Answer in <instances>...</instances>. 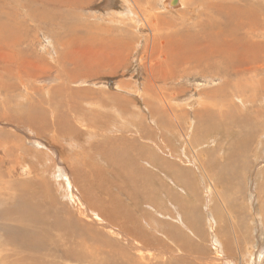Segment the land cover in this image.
Returning <instances> with one entry per match:
<instances>
[{"label":"rangeland","instance_id":"374dc122","mask_svg":"<svg viewBox=\"0 0 264 264\" xmlns=\"http://www.w3.org/2000/svg\"><path fill=\"white\" fill-rule=\"evenodd\" d=\"M167 1L0 0V264H264V135L224 168L217 128L264 74V0Z\"/></svg>","mask_w":264,"mask_h":264},{"label":"bare ground","instance_id":"6f19581e","mask_svg":"<svg viewBox=\"0 0 264 264\" xmlns=\"http://www.w3.org/2000/svg\"><path fill=\"white\" fill-rule=\"evenodd\" d=\"M74 1L75 0H73V3H74ZM84 1V0H83ZM125 1H127V3H130L131 4V0H125ZM79 2V1H78ZM133 2V1H132ZM180 2V0H168L167 1V3L168 4H170V5H177L178 3ZM134 3V2H133ZM182 3V2H181ZM182 6V5H181ZM128 14H130V9H129V11H128V9L127 10H125ZM136 20V19H135ZM139 21H140V19H139ZM242 22H245V20H242ZM128 27V26H127ZM154 27V26H153ZM134 28V27H133ZM180 35H182V34H178L177 36L179 37ZM189 37V35H186L185 37H184V35H182L180 38H182V39H184L185 38V44L184 45H181V47L179 48V50H181V51H183L182 50V48H184L185 47V49H186V45H188L189 43L191 44L192 42H193V40H194V38H192V36H190V38L191 39H189V43H188V38ZM208 38H209V40L210 41H208L207 43L208 44H210L211 45V43L212 44H215V42H214V40L212 39V35H208L207 36ZM216 41V40H215ZM227 42V41H226ZM216 43H217V41H216ZM228 45V44H227ZM219 47H220V45H219ZM255 48H257V46H254ZM222 48V47H221ZM227 48V47H226ZM173 49V48H172ZM260 49H262V47H259V54H261V50ZM188 50V49H187ZM219 52H220V54L222 55V56H224L223 58H221L222 60L220 61V62H218L217 64H219V65H217L216 64V67H219L220 68V71L219 72H221L222 74H224V75H228L229 74V70H230V68H231V62H228L229 61V56H228V54H226V53H223V51H222V49H219ZM227 52V51H226ZM244 53V52H243ZM186 55V58H191V59H189V60H194V59H196L195 61H194V63H200V64H202L201 63V60H203V59H200V57H198V59L199 60H197V58L195 57V54H192V53H187V54H185ZM184 55V56H185ZM231 55V54H230ZM176 56H178V54L176 55ZM183 56V53H181V57ZM240 56V55H239ZM239 56H238V58H239ZM180 57V58H181ZM244 57H246V52H245V54H244ZM179 58V60L180 61H182L183 59H180ZM183 58V57H182ZM234 58H235V55L233 54V58H232V60H234ZM248 59V58H247ZM247 59H245L244 58V61H247ZM189 60L188 59H186V63H189ZM207 60H210L209 58H207ZM188 61V62H187ZM179 62V61H178ZM233 62V64H234V61H232ZM176 64V63H175ZM174 64V65H175ZM176 66V65H175ZM241 66V65H240ZM205 67V66H204ZM252 66L251 65H247L243 70L245 71V70H248L249 68H251ZM239 68V67H238ZM253 71H255V72H257V71H259V70H250V71H247V73L246 72H243L242 73V75L241 76H239L238 78H237V80H236V82H235V89H236V98L238 99V101L240 102V104H241V106H242V109L243 110H239V111H241V112H243V114H241V112H239L240 114H241V116L243 117V118H241V116L237 119L234 115H233V113H227V114H225V117H224V119H223V122H222V124H217V128L219 127L220 129H221V131L220 130H218L217 129V132L218 131H220V134L222 135H225V136H230V138L233 140L232 142H231V144H232V146L229 148V154L223 159V162H222V165H223V167L224 168H226L227 166H228V164H227V166H226V164L225 163H229L230 161H232L233 159H235V160H238V159H236L237 157H239L241 154H243V152L241 153V148H244L243 150L244 151H246L249 147L248 146H250V143H251V137H253L254 138V136L256 135V134H259L261 137L264 135V106H262V104L260 103V104H258L259 102H258V100L256 99V94L258 93V94H260V95H264V74L263 75H260V76H257V78L256 77H254V75H253ZM260 72V71H259ZM258 72V73H259ZM263 72V71H262ZM261 73V72H260ZM264 73V72H263ZM246 75H248V77H246ZM255 75H257V74H255ZM203 76H204V78H206L207 79V77L203 74ZM58 77V76H57ZM245 79V82L244 83H242V81ZM8 84V83H7ZM240 88H245L244 89V91H243V93L242 92H239V91H241V90H239ZM257 92V93H256ZM208 94V93H207ZM259 97H261V96H259ZM263 97V96H262ZM263 100H264V98H262V101L261 102H263ZM167 102V101H166ZM170 104V103H169ZM196 104H198V105H200L199 103H198V101H196ZM165 105H166V103H165ZM171 105V104H170ZM219 106H220V103L218 104ZM260 106V107H259ZM200 107H201V105H200ZM211 107H212V105L211 106H208V107H206V108H209V109H211ZM254 107H256V108H254ZM261 109V110H263V111H260L259 109ZM168 110V109H167ZM177 111V110H176ZM168 113V112H167ZM51 114H52V116H53V118H54V112L52 111L51 112ZM238 114V113H237ZM170 115V114H169ZM201 116H202V118H203V122H204V124L205 123H209L210 125L213 123V118H211V117H207L206 116V114L204 115V113H201ZM248 116V117H247ZM175 117V116H174ZM237 117H238V115H237ZM245 119H248L249 120V122H247L248 120H245ZM37 123H38V127H39V129H41V130H43V131H48V126L47 125H45V124H41V122L40 121H38V120H35ZM176 122V121H175ZM243 122V123H242ZM246 124H248V125H251V128H250V126H247L246 127ZM244 126H245V128H244ZM3 127V126H2ZM12 127H14V126H12ZM7 128V127H6ZM9 128V127H8ZM46 128V129H45ZM234 128V129H233ZM243 128H244V130H243ZM16 129V128H15ZM231 129H233L234 131L233 132H235V133H232L231 132ZM11 130V129H10ZM58 130L60 131V133H61V137H63V136H65L66 134H62V130H61V128L60 127H58ZM30 131L31 132H33V130L30 128ZM58 131V132H59ZM237 131V132H236ZM248 131V136H247V134H246V132ZM53 133V132H52ZM68 133V132H67ZM4 134V133H3ZM233 134H235V135H233ZM68 135H69V133H68ZM9 136V135H8ZM184 137V136H183ZM186 137V136H185ZM208 138H211V136H207L206 137V139H208ZM40 140V139H39ZM39 140L38 141H35V146L38 148L37 150H43V149H39V146L41 147V144H40V142H39ZM70 141V140H69ZM186 141V140H185ZM213 142V141H212ZM209 142H207V144H208ZM33 144V145H34ZM206 144V143H205ZM46 146H47V143H46ZM59 146V145H58ZM3 147H5V148H8L7 146H3ZM21 147V146H20ZM53 147H54V149L56 148V146H55V144H53ZM49 150H50V152H53V150H51L52 149V147H50V148H48ZM195 149V148H194ZM18 151V150H17ZM251 151V150H250ZM46 152V151H45ZM54 152H55V150H54ZM57 152V151H56ZM193 152V151H192ZM223 152V151H222ZM21 153V152H20ZM250 153V152H249ZM6 156H8V155H6ZM15 156V155H14ZM232 156H233V158H232ZM5 157V156H4ZM4 157H1V158H4ZM242 158H243V156H242ZM240 160V159H239ZM5 162H6V160H5ZM8 162H10V159L8 160ZM235 162H237V161H235ZM241 162V161H240ZM7 163V162H6ZM12 163V162H11ZM124 163V162H123ZM233 164V163H232ZM235 164V163H234ZM233 164V165H234ZM21 165V164H20ZM67 165V164H66ZM120 165V164H119ZM123 165V164H122ZM121 165V166H122ZM231 165V164H230ZM244 165H246V164H244ZM11 166H13V165H11ZM27 166V165H26ZM62 166V165H61ZM129 166H130V164H129ZM202 166V165H201ZM209 166V165H208ZM232 166V165H231ZM264 166V165H263ZM246 167V166H245ZM8 168V167H7ZM11 168H13V167H11ZM63 166L62 167H59V172L65 177V175L63 174L64 173V171H63ZM228 168V167H227ZM241 169H242V167H241ZM262 169V168H261ZM229 170H231L230 168H229ZM260 170V169H259ZM240 171V170H239ZM238 171V172H239ZM69 172V171H68ZM133 172H135V171H133ZM235 172V171H234ZM263 172H264V170H263ZM8 173V172H7ZM135 174V173H134ZM216 174V173H215ZM135 176H136V174H135ZM144 176H145V174H144ZM263 176V175H262ZM62 177V176H61ZM137 177V176H136ZM63 178V177H62ZM64 179V178H63ZM134 180V179H133ZM261 180H263V181H261ZM261 183H260V188H261V190L262 191H264V178L263 177H261ZM70 182V181H69ZM72 182V181H71ZM74 182V181H73ZM72 182V183H73ZM67 186H71L70 185V183H68V185ZM75 188V187H74ZM73 187H72V189H74ZM3 189V188H2ZM1 189V190H2ZM71 189V190H72ZM83 189V188H82ZM75 190V189H74ZM3 191H6V190H3ZM2 191V192H3ZM184 191V190H183ZM85 192V191H84ZM259 192V191H258ZM258 192L256 193V195H255V197L254 198H256L257 197V194H258ZM149 193H150V191H149ZM209 193V192H208ZM264 194V193H263ZM79 196H80V194H78ZM217 196V195H216ZM0 197H2V200H1V202L2 203H6L7 202V199L9 198V197H11V193L8 191L7 193L6 192H4V195L2 194ZM75 197V196H74ZM76 198V197H75ZM92 198V197H91ZM23 199V198H22ZM77 199V198H76ZM80 199V198H79ZM98 199V198H97ZM22 201V200H21ZM25 202V201H24ZM79 201H77V203H78ZM113 202L114 203H116V202H118L116 199H114L113 200ZM85 203L87 204V206L88 207H92L91 206V199L90 198H86L85 199ZM95 204V203H94ZM79 206V205H78ZM103 207H104V205H103ZM25 208V207H24ZM84 208V207H83ZM105 208V207H104ZM82 209V208H81ZM87 209V208H86ZM107 209V208H106ZM82 210H84V209H82ZM99 210H104V209H99ZM176 210V209H175ZM85 211V210H84ZM107 211H109V210H107ZM106 212V211H105ZM106 213H108V212H106ZM111 214V213H110ZM86 215V214H85ZM177 215H179L180 216V214H177ZM176 215V216H177ZM106 216L107 217H109V221L111 220L112 221V218H113V214H111V215H107L106 214ZM143 218V217H142ZM58 220V219H57ZM115 221H118V218L115 216ZM216 221V220H215ZM181 222H182V224H184L183 223V221L181 220ZM214 222V221H213ZM147 223V222H146ZM7 224V223H6ZM147 225H148V223H147ZM185 225V224H184ZM19 226V225H18ZM212 227H213V224H212ZM132 231H135V229H131ZM22 231V230H21ZM238 231V230H237ZM24 232V231H23ZM200 232V231H199ZM236 232V231H235ZM19 233V232H18ZM25 233V232H24ZM135 233V232H134ZM221 233V232H220ZM223 233V232H222ZM216 234L218 235V232L216 231ZM211 236H213V237H215L214 236V234H211ZM211 239H212V237H210ZM214 239V238H213ZM43 242V241H42ZM213 243H217L218 245H217V250H216V252L217 253H220L221 255L223 254L222 253V248L221 249H219V243L216 241V239H214L213 240ZM184 245H185V243L184 242H182L181 243V246L182 247H184ZM11 250V249H10ZM224 255V254H223ZM240 255V254H239ZM216 257H218L217 255H215ZM257 256V255H256ZM240 260V259H239ZM243 260V259H242ZM204 264H210L209 263V261H205L204 260V262H203ZM241 264H244V261H241Z\"/></svg>","mask_w":264,"mask_h":264}]
</instances>
